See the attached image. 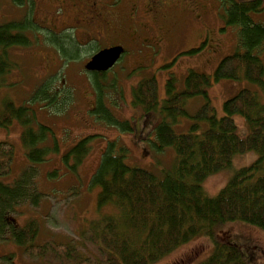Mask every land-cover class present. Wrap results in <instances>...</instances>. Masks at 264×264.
Returning <instances> with one entry per match:
<instances>
[{"label":"trees","instance_id":"obj_1","mask_svg":"<svg viewBox=\"0 0 264 264\" xmlns=\"http://www.w3.org/2000/svg\"><path fill=\"white\" fill-rule=\"evenodd\" d=\"M33 0H12L17 5ZM224 24L237 28V48L224 56L213 73L188 70L181 90L174 89L173 77L165 84L166 98L159 102L155 77L142 79L132 89V104L144 113L156 112L160 119L153 127V145L158 152L171 147L175 160L168 170L157 175L126 162L127 149L115 140L102 151L90 183L98 186L97 206L113 204L117 211L88 221L76 238L38 241L39 221L28 218L15 222L14 215L24 203L38 206L43 193L35 182L36 165L47 159L57 146L45 141L52 128L39 123L27 105H16L10 98L0 102V126L17 120L22 130L20 141L30 165L11 182L0 181V241H12L33 264H152L191 239L205 235L213 240L209 255L197 264H251L239 245L217 240L214 226L241 221L264 231V23L253 22L250 13L263 8L262 0H220ZM33 19L0 24V80L15 64L8 48L27 46L31 40L24 31ZM192 48L185 53L196 51ZM105 72H91L96 85ZM246 80L260 92L243 88L222 104L217 116L210 105L207 87L212 81ZM50 80L35 89L33 98L46 106L63 104L70 92L66 87L58 98ZM0 82V83H1ZM66 93V95H64ZM205 98L193 114L185 108L188 99ZM49 104V105H48ZM96 117L122 130L133 131L129 121H119L97 96ZM192 120L187 131L176 132L179 118ZM241 119L242 123L238 120ZM205 124L201 128L200 123ZM93 135L76 141L63 155L75 169L90 150ZM249 151L257 153L247 166L236 169L214 196L203 188L204 180L222 169L231 168L232 158ZM13 145L0 140V176L10 171ZM138 244V245H137Z\"/></svg>","mask_w":264,"mask_h":264},{"label":"rangeland","instance_id":"obj_2","mask_svg":"<svg viewBox=\"0 0 264 264\" xmlns=\"http://www.w3.org/2000/svg\"><path fill=\"white\" fill-rule=\"evenodd\" d=\"M96 6L103 14L114 16L110 37L88 35L76 25L79 18L89 15L88 10L97 11ZM221 11L220 0H33L31 11L27 1L17 5L12 0H0V24L25 21L27 14L33 19V25L24 31L31 43L8 48V57L15 67L3 75V82L0 80V102L10 98L16 105H27L33 128L39 123L52 128L45 145L57 146L35 167L36 186L43 193L40 203L20 205L14 215L15 222L23 224L28 218H36L38 241L51 237L69 239L76 238L88 221L116 212V206L111 203L97 206L99 189L90 183L109 141L115 140L127 149L129 165L157 175L172 166L173 149L166 147L158 152L153 145V127L160 119L159 114H146L132 104V89L140 80L155 77L161 102L166 98L168 78H174V89L179 91L188 70L211 75L218 62L237 48V28L224 24ZM250 17L253 22L264 23V6L251 12ZM111 44L123 45L124 52L95 85L84 64L100 47ZM192 48L197 50L185 53ZM262 60L264 63L263 56ZM47 80L51 83L49 89L58 90V98L65 92L63 87L69 90L70 96L63 104L46 106L44 100L33 98L37 86ZM243 88L260 92L257 85L246 80L212 81L207 94L218 117L222 115L223 102ZM99 95L114 117L129 121L133 131L122 130L96 117L94 108ZM204 101L202 96L192 97L185 108L191 115ZM191 122L190 118L182 117L172 126L176 132H184ZM200 126L204 128L205 124L201 122ZM21 130L17 120L8 128L0 126V140L14 147L10 171L0 176V181H13L30 165L20 141ZM87 135H93L90 150L72 169L71 161L65 162L63 155ZM256 157L254 151L235 155L231 168L204 180L207 195H216L236 169L249 165ZM213 228L217 240L236 243L247 261L264 264V231L241 221L217 224ZM212 245L209 236L199 235L152 264H197L209 255ZM0 264L33 262L24 257L20 246L5 240L0 241Z\"/></svg>","mask_w":264,"mask_h":264},{"label":"flooded vegetation","instance_id":"obj_3","mask_svg":"<svg viewBox=\"0 0 264 264\" xmlns=\"http://www.w3.org/2000/svg\"><path fill=\"white\" fill-rule=\"evenodd\" d=\"M152 6L153 5L151 4V8ZM157 8L161 9V6L158 5ZM95 10H97V6ZM86 14H89V15H83L81 18H79L78 24L76 25L81 26L84 29V31L88 33V35H91L92 33H94L103 38V37H110L113 34V26H114V16L113 15L109 13L110 15L107 16L106 13L103 14L101 11H98V10L97 11L88 10ZM98 28H100L101 30L100 32L97 30ZM87 30H89L90 32H88ZM113 45H118V44H111V45L103 46V47H100L99 49L104 48V47L113 46ZM123 52H124V46H123ZM121 56L119 57V59L121 58Z\"/></svg>","mask_w":264,"mask_h":264},{"label":"water","instance_id":"obj_4","mask_svg":"<svg viewBox=\"0 0 264 264\" xmlns=\"http://www.w3.org/2000/svg\"><path fill=\"white\" fill-rule=\"evenodd\" d=\"M123 52L121 45L104 47L96 51L84 64L88 72H103L110 69L119 59Z\"/></svg>","mask_w":264,"mask_h":264},{"label":"bare ground","instance_id":"obj_5","mask_svg":"<svg viewBox=\"0 0 264 264\" xmlns=\"http://www.w3.org/2000/svg\"><path fill=\"white\" fill-rule=\"evenodd\" d=\"M138 245V244H137Z\"/></svg>","mask_w":264,"mask_h":264}]
</instances>
